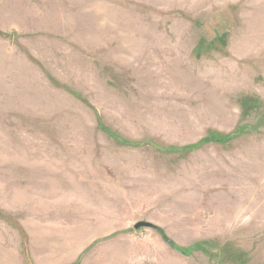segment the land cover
<instances>
[{
	"label": "rangeland",
	"instance_id": "obj_1",
	"mask_svg": "<svg viewBox=\"0 0 264 264\" xmlns=\"http://www.w3.org/2000/svg\"><path fill=\"white\" fill-rule=\"evenodd\" d=\"M0 264H264V0H0Z\"/></svg>",
	"mask_w": 264,
	"mask_h": 264
},
{
	"label": "trees",
	"instance_id": "obj_2",
	"mask_svg": "<svg viewBox=\"0 0 264 264\" xmlns=\"http://www.w3.org/2000/svg\"><path fill=\"white\" fill-rule=\"evenodd\" d=\"M222 38H224L223 35L221 37H218L217 40L220 41V40H222ZM70 92L75 98L82 99V97L78 93L72 92V91H70ZM101 129L103 131H105L106 133H108L111 136V138H113L119 144H122V145L123 144L124 145H135V144H137V143H129L127 141H124V140L121 139V137L116 136L113 133L108 132L106 129H104V128H101ZM241 132H242L241 128L239 127L234 132H232V133H230L228 135H225V136H223V135L209 136L208 135L202 142L203 143H206V142L207 143H209V142L226 143V142H228V141H230L232 139H235L238 136H240ZM198 146H199V144H198ZM192 149H193V146L185 147V148H178V149L177 148H175V149L174 148H170L168 150H169V152H173L174 151V152H178V153H185V152H188L189 150H192ZM157 232L163 237V234H162V232L160 230H157Z\"/></svg>",
	"mask_w": 264,
	"mask_h": 264
},
{
	"label": "water",
	"instance_id": "obj_3",
	"mask_svg": "<svg viewBox=\"0 0 264 264\" xmlns=\"http://www.w3.org/2000/svg\"><path fill=\"white\" fill-rule=\"evenodd\" d=\"M152 225L146 222H138L134 225V229H140V228H151Z\"/></svg>",
	"mask_w": 264,
	"mask_h": 264
}]
</instances>
